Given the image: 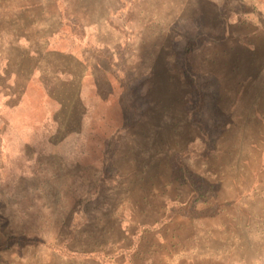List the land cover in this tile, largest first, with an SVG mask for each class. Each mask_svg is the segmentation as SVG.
I'll list each match as a JSON object with an SVG mask.
<instances>
[{
	"label": "rangeland",
	"instance_id": "obj_1",
	"mask_svg": "<svg viewBox=\"0 0 264 264\" xmlns=\"http://www.w3.org/2000/svg\"><path fill=\"white\" fill-rule=\"evenodd\" d=\"M263 62L264 0H0V264H264Z\"/></svg>",
	"mask_w": 264,
	"mask_h": 264
},
{
	"label": "crops",
	"instance_id": "obj_2",
	"mask_svg": "<svg viewBox=\"0 0 264 264\" xmlns=\"http://www.w3.org/2000/svg\"><path fill=\"white\" fill-rule=\"evenodd\" d=\"M260 71L264 73V62L262 67H260ZM258 107L256 106L253 115L257 117L258 122L264 123V113L261 111L262 109L259 111L260 108L258 109ZM116 221L119 229L123 227V222L120 219ZM133 227L129 226L127 230L123 229L125 236H127L126 241L130 245L127 248L120 246L121 248L119 249L114 246L112 250L111 248L108 249L98 239L89 241L87 237V240H80L78 237H74L73 233L64 239L47 241L40 231H35L34 234H31L30 232L19 230L16 234H13V240L16 246L21 244L28 246V251H30L28 253L29 258L32 257L36 260L33 262L31 259L32 264H40L42 262L40 260L41 255L46 251L53 256V259H58V264H75L76 262L81 264H117L118 260L122 261L123 264H137L138 259L143 257L142 248L146 240V233L149 230L145 226H139L140 231L135 230L132 232ZM135 228L138 229V226H135ZM119 229L116 228V230ZM17 259L21 261L22 257L17 256ZM52 261L55 260H51L49 264Z\"/></svg>",
	"mask_w": 264,
	"mask_h": 264
},
{
	"label": "trees",
	"instance_id": "obj_3",
	"mask_svg": "<svg viewBox=\"0 0 264 264\" xmlns=\"http://www.w3.org/2000/svg\"><path fill=\"white\" fill-rule=\"evenodd\" d=\"M192 205H193V202H191L188 206H187V208H188V210L192 207ZM177 206H179V205H177ZM179 210H185L184 208L185 207H181V206H179V207H177ZM170 219H172V217H170Z\"/></svg>",
	"mask_w": 264,
	"mask_h": 264
}]
</instances>
